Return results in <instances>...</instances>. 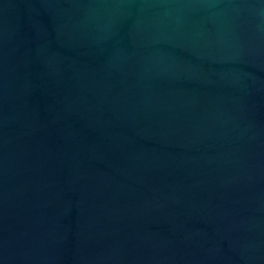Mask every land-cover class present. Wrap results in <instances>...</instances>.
<instances>
[{"label":"water","instance_id":"95a60500","mask_svg":"<svg viewBox=\"0 0 264 264\" xmlns=\"http://www.w3.org/2000/svg\"><path fill=\"white\" fill-rule=\"evenodd\" d=\"M0 264H264V0H0Z\"/></svg>","mask_w":264,"mask_h":264}]
</instances>
